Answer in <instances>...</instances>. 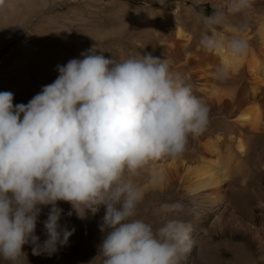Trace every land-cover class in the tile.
<instances>
[{
	"label": "clouds",
	"instance_id": "clouds-1",
	"mask_svg": "<svg viewBox=\"0 0 264 264\" xmlns=\"http://www.w3.org/2000/svg\"><path fill=\"white\" fill-rule=\"evenodd\" d=\"M251 3L229 0L226 11L198 16V47L231 59L245 56L243 27L230 37L217 29ZM5 8L0 0V11ZM81 56L58 65L56 80L27 104L14 107L13 94L0 92V258L16 264L28 243L33 255L66 245L75 229L60 225L57 203L65 202L67 215L79 219L105 208L98 224L102 264H178L193 246L191 223L176 218L183 204L155 209L164 222L154 230L135 218L144 190L131 177L151 161L181 157L189 137L205 131L210 108L167 59L146 53L117 61L95 48ZM213 75L223 81L228 70L219 65ZM47 206L41 244L35 229Z\"/></svg>",
	"mask_w": 264,
	"mask_h": 264
},
{
	"label": "bare ground",
	"instance_id": "bare-ground-1",
	"mask_svg": "<svg viewBox=\"0 0 264 264\" xmlns=\"http://www.w3.org/2000/svg\"><path fill=\"white\" fill-rule=\"evenodd\" d=\"M212 3L226 11L229 0ZM173 11L159 22L152 43L157 57L167 59L171 69L181 73L194 93L208 104L209 122L201 135L189 137L181 157L151 161L138 172L145 180L143 190L153 193L137 206L135 218L155 230L164 220L153 216L151 203L171 204L185 199L191 207L183 205L176 218L191 223L193 246L181 252L178 264H201L194 257L195 243L214 241L226 244L231 252L214 255L205 264H264V224L252 214L243 216L232 196L233 175L241 161L264 151V0H252L247 11L228 15L227 26L217 29L230 37L244 28L242 34L249 48L239 59L201 50L198 41L203 25L197 16L178 11L177 5H173ZM219 65L228 70V78L223 81L213 75ZM154 176L159 178L158 185L152 183ZM98 212L95 216L89 212L84 219L74 213L68 218L62 214L60 225L71 222L67 227L71 231ZM75 236L76 231L69 239ZM99 259L95 248L93 264H99Z\"/></svg>",
	"mask_w": 264,
	"mask_h": 264
},
{
	"label": "rangeland",
	"instance_id": "rangeland-1",
	"mask_svg": "<svg viewBox=\"0 0 264 264\" xmlns=\"http://www.w3.org/2000/svg\"><path fill=\"white\" fill-rule=\"evenodd\" d=\"M173 5L197 17L210 16L217 9L212 0H6L5 10L0 11V92L13 94L14 107L27 104L43 86L56 80L58 65L82 59L81 53L92 48L96 54L117 61L146 53L157 57L152 43L154 31L164 16L172 13ZM241 162L232 182L235 207L243 216L252 214L264 224V151ZM131 179L138 186L145 181L139 174ZM151 193L145 190L143 198ZM183 200L175 203L184 202L185 208H190L191 204ZM161 204L151 203L157 219L163 218L154 214ZM50 207H42L37 219L35 235L41 244L47 239L44 221ZM57 207L63 209L65 217H72L67 215L71 211L68 203L58 202ZM101 208L87 223L72 227L77 236L58 246L56 252L33 255V246L28 243L22 249L25 257L16 264H93L94 249L99 253L103 238L98 229L105 214ZM184 211L187 214V209ZM204 244L196 242L194 248V257L201 264L214 255L231 252L218 241ZM0 264L12 262L0 258Z\"/></svg>",
	"mask_w": 264,
	"mask_h": 264
}]
</instances>
